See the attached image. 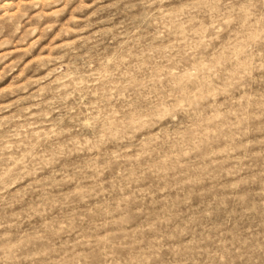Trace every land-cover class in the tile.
<instances>
[{
	"label": "rangeland",
	"instance_id": "obj_1",
	"mask_svg": "<svg viewBox=\"0 0 264 264\" xmlns=\"http://www.w3.org/2000/svg\"><path fill=\"white\" fill-rule=\"evenodd\" d=\"M0 264H264V0H0Z\"/></svg>",
	"mask_w": 264,
	"mask_h": 264
}]
</instances>
